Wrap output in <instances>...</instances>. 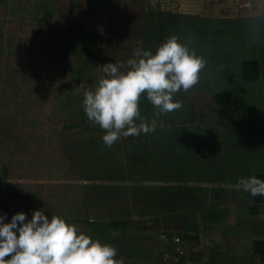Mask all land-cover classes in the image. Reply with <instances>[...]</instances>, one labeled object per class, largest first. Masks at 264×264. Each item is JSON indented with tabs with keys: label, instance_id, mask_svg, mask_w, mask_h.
<instances>
[{
	"label": "trees",
	"instance_id": "16d2710c",
	"mask_svg": "<svg viewBox=\"0 0 264 264\" xmlns=\"http://www.w3.org/2000/svg\"><path fill=\"white\" fill-rule=\"evenodd\" d=\"M54 1L51 0L50 5ZM157 1L159 6L146 3L142 7L136 49L154 52L163 40L175 34L181 40H190L198 54L217 64L221 46L215 45L216 37L209 39L204 35L223 31L222 25L217 27V18L221 16L187 13ZM2 2L7 4L9 0ZM78 3L82 7L72 11ZM60 4L62 2H57L56 8L52 5L50 9L39 7L38 17L45 22L44 28L49 32L47 38H52L54 43L52 46L69 50L70 44L74 48L76 60L72 62L76 67L72 72L81 75L85 65L92 62L95 66L98 62L101 44L106 40L105 32L100 30L103 15L107 25L121 24L128 17H114L116 5L109 0H66L64 6ZM23 6L21 2L19 8ZM94 16L98 18L94 19L96 22L91 18ZM248 18L247 15L229 16V21L235 20L228 24L229 29L236 27L250 40L264 36L261 30L264 29V15L255 17L263 18L258 31ZM90 20L93 22L89 23ZM128 20L132 34L133 21ZM244 37H239V44ZM202 38L212 42L206 55L202 51ZM218 41L223 48L229 44L226 38L221 37ZM207 47L209 49V45ZM252 48L257 50H252V56H263L259 47ZM6 55L7 50L0 40V58ZM68 56H64L65 63ZM258 66L256 58H242L236 81L249 83L264 76L257 72ZM207 67L206 64L200 74V83L188 93H177L176 99L183 101V107L162 115L154 132L121 138L110 148L102 140L105 130L87 120L83 109L84 92L73 100L74 108L66 111L64 119L51 129L49 135L39 132L21 136L15 129L16 121L7 120L5 125H0V215L5 216V222L17 212H24L30 220L36 209L43 210L49 218L62 216L66 223L77 225L90 238L116 247V258L123 259L124 264H172L170 259L161 260L159 255L163 249L172 250L176 245L183 248L177 264H183L185 259L198 257L191 248L193 242L200 236L220 242V230L225 233V227L232 239L242 240L241 236L245 235L242 232L240 236L242 225L251 222L249 216L256 210H264V195L253 197L242 188L238 189L240 177L255 175L264 180V148L256 140L264 135L261 125L264 120L258 122L256 129L262 134L255 137L249 135L253 122L240 119L245 122L242 127L246 134L244 141L239 140L241 133L237 126L235 130L231 129L233 121L208 120L210 111L215 108V74L219 73L207 72ZM7 70L2 71L0 67V93L13 95L16 87L9 83L4 85V80L12 79ZM222 75L227 81H234L230 73L222 72ZM8 86L10 90H7ZM244 90L247 89H241ZM15 109L17 111L18 106L15 105ZM139 109L142 117L153 118L155 110L146 95L141 96ZM224 127H228L230 133L221 136L218 129ZM27 141V148L33 154L31 160H27L28 174L11 175L14 167L9 164V155ZM236 160L239 161L237 164ZM20 169L21 164H18L17 172ZM20 177L28 179L20 180ZM229 208H233L232 220L226 222ZM159 215L170 216L180 227L174 229L175 232L162 233L159 238ZM131 218L140 219L141 227L132 226ZM221 225H224L223 229ZM252 226L253 232H247L245 236L250 241L251 253L264 264V218ZM234 229L238 236L232 232ZM131 230L134 233L128 236ZM238 243L236 251L246 252ZM216 250V246H211L209 258L199 264H217Z\"/></svg>",
	"mask_w": 264,
	"mask_h": 264
},
{
	"label": "clouds",
	"instance_id": "9594fccd",
	"mask_svg": "<svg viewBox=\"0 0 264 264\" xmlns=\"http://www.w3.org/2000/svg\"><path fill=\"white\" fill-rule=\"evenodd\" d=\"M206 64L190 40L175 34L154 52L140 48L125 63H106L95 89L84 91L87 120L105 130L102 140L109 148L121 138L150 134L162 115L183 107L177 93H188L197 85ZM79 87L85 88L82 83ZM142 95L155 110L151 120L141 116ZM239 188L253 197L264 195V180L255 175L240 177ZM116 257V247L90 238L62 216L49 218L36 209L30 220L17 212L5 222L0 215V264H124Z\"/></svg>",
	"mask_w": 264,
	"mask_h": 264
},
{
	"label": "rangeland",
	"instance_id": "374dc122",
	"mask_svg": "<svg viewBox=\"0 0 264 264\" xmlns=\"http://www.w3.org/2000/svg\"><path fill=\"white\" fill-rule=\"evenodd\" d=\"M42 1H44L43 4ZM56 1L62 2L63 0H55L52 4L55 8ZM109 1L116 5L114 6V10L116 11L114 17H122V19H127L128 17V19L133 21L132 29L134 31L130 34L131 26L128 23V19L122 20L123 23L121 24L119 22H112V24L107 25L103 15L102 28L100 30L105 32L106 40L104 44H101L98 62L95 66L90 62L85 65L84 73L76 75L72 72L76 67L72 62V60H76L73 57V53H76L74 48H71L70 44L69 50H64V48L57 45L52 46L54 43L52 38H47L49 32L44 28L45 22L38 17V11L40 10L38 8L46 6L50 9V6H52L50 5L51 0H9L7 4H3L2 0H0V21L2 25L0 27V40L2 41V47L7 50V55L0 58V67L2 71L8 69V73L12 76V79L4 80V85L9 83L10 86L13 85L16 87L13 95H10L11 93L8 94L9 92L0 93V125H5L7 120L16 121L15 129L21 133V136H33L39 132L49 135L51 129L59 125L58 123L64 119L66 111L74 108L75 104H73V100L79 98L85 89H87L86 87H96L98 80L103 76L104 64L115 63L116 61L125 63L128 59L133 58V51L136 50L139 44L142 7L146 3L157 6L158 1ZM21 2L25 6L19 8ZM167 2L169 3V1ZM167 2H164V4L168 5ZM65 4L60 5L64 6ZM245 6L248 7L249 5L247 4ZM75 7L72 11H79L82 4L78 3V6ZM50 17L52 21H55L51 14ZM91 18L93 20L98 19L97 16ZM90 22L93 21L90 20ZM240 33L242 32L236 27H233L229 31V35ZM208 38L210 39V37ZM233 38L235 40L236 37L234 36ZM216 39L215 45L219 46L221 41H218L219 38L217 37ZM252 39L254 47L261 48L264 53V36L259 35L258 37H252ZM200 41H202L203 54L206 55L211 50L210 46L212 42L207 40V38H202ZM65 44L66 41L62 45ZM208 45L209 49L207 47ZM245 49L247 47H244L242 52ZM67 55L69 56L67 57V63H65L64 56ZM61 60L64 62L61 63ZM215 75V82H227L222 73ZM237 76V73L230 74V77L235 83L237 82ZM81 83L84 84L85 88L79 87ZM10 86L7 87V90H10ZM15 105L18 106L17 111L16 109L13 110ZM244 124V121L241 122L239 120L236 122V126L241 133V136L238 137L242 141H244L243 137L246 136L242 130ZM261 125L264 127V121ZM256 140L260 142L258 145L264 148V135L260 136V138L257 137ZM28 141L30 142V140ZM28 141L21 144L18 150H15L9 155V164L14 167L13 171L10 172L11 175L28 174L27 169L29 163L27 160H31L33 157L32 152L27 148L29 146ZM229 152H231L230 149ZM232 152L239 153L241 151L232 150ZM248 157L250 158L249 155ZM234 162L237 164L239 161L236 160ZM250 162L249 160L248 163ZM18 164H21L19 172L16 170ZM19 179L24 180L28 178L20 177ZM229 211H233V208H229ZM132 216L137 217V214H133ZM254 216L255 214L249 217L255 219ZM131 219L132 226L141 227L140 219ZM159 222L165 228L172 227L175 229V224L169 216L160 217ZM133 233L134 231L131 230L128 236H132ZM200 244L198 241L196 247L200 248Z\"/></svg>",
	"mask_w": 264,
	"mask_h": 264
},
{
	"label": "crops",
	"instance_id": "0c3cea01",
	"mask_svg": "<svg viewBox=\"0 0 264 264\" xmlns=\"http://www.w3.org/2000/svg\"><path fill=\"white\" fill-rule=\"evenodd\" d=\"M169 1V3L167 2ZM160 5H163L164 2L168 3V7H173L176 10L185 11L187 13H195L202 15H209L218 17V26H223V31L221 33H209L204 35V37L214 36L217 38H226V42L229 43L226 47L220 43L221 51L218 52V63L215 64L213 61L207 60V72H218V73H238L239 67H241L242 58L252 59L256 58L257 62H259V66L257 68V72L262 74L264 73V53L262 51V57H255L253 55V51L256 52L257 50L252 48L254 47L252 40L244 37L245 33L240 34H230L229 35V25L230 23H234L235 20L229 21V16H250L248 20L252 22V25L255 24V28L258 31L261 29V25L263 22V18H255L257 15H264V0H159ZM66 3V0L62 1V4ZM249 5L248 7L245 5ZM248 10V11H247ZM250 22V23H251ZM259 22V23H258ZM216 27V28H217ZM264 31V29H261ZM236 37L234 40L233 37ZM242 36L246 39H241L240 44L238 43L239 37ZM243 40V42H241ZM245 44V45H242ZM242 45V46H241ZM247 47V49L242 52V49ZM241 49V50H239ZM261 49V48H260ZM231 52H225V51ZM253 50V51H252ZM262 50V49H261ZM251 53V56L248 55ZM215 58V55L212 56ZM207 58V57H206ZM253 66V65H252ZM253 71V70H252ZM263 75H260L259 78H256L249 83H243L241 81L235 82H217L215 83L214 89H216V103H214L215 108L210 111L211 117L207 118L214 119L217 121H224V120H231L234 122V125L231 127L232 130H235L236 122L240 119L247 118L249 119V123L252 124L251 130L249 131V135L257 137L259 134L258 130V122L264 120V81ZM248 85V86H246ZM246 88V91H241V89ZM219 134L221 136H226L230 133L228 127L218 129ZM233 211H229L228 216L226 217V222H230L232 220ZM166 215H159L160 217ZM258 217V219H256ZM169 218H171L169 216ZM260 218H264V210L258 209L255 213V219H252L251 222L246 221L240 229V236L241 233L246 235L248 232H253L251 229L253 224H256ZM157 228L159 231V238L163 235L164 232H174V229L165 228L161 225L158 221ZM259 224V223H258ZM222 226V225H221ZM180 225L175 224V229H178ZM236 227V226H234ZM224 228V225L221 227ZM225 233H222L220 230V239L222 241L218 242H211L207 240L204 236H200L199 239L193 242L191 248L195 250L198 254L196 259H189L188 261L190 264H199L204 260L209 258V252L211 246H216V253L214 252V256L216 258L217 264H262L258 259L257 256L251 253L250 251V241L247 237L241 236L242 240L237 241V238L230 237L228 234V228L223 229ZM228 231V232H227ZM234 235H237V230L234 229L232 231ZM251 234V233H249ZM172 238L175 239L174 234H172ZM227 238V239H226ZM240 238V237H239ZM198 241L201 243L200 248L196 247ZM240 242L245 248L244 253L236 251V247H238ZM182 248V247H181ZM240 248V247H239ZM238 248V249H239ZM183 249V248H182ZM165 250V249H163ZM162 250V251H163Z\"/></svg>",
	"mask_w": 264,
	"mask_h": 264
},
{
	"label": "built area",
	"instance_id": "2783aa9c",
	"mask_svg": "<svg viewBox=\"0 0 264 264\" xmlns=\"http://www.w3.org/2000/svg\"><path fill=\"white\" fill-rule=\"evenodd\" d=\"M183 253V249L180 246H174L172 250H163L160 253V259L161 260H167L170 259L172 261V264H177V260L180 257V255ZM145 264H151L150 262H146ZM183 264H188V260L185 259L183 261Z\"/></svg>",
	"mask_w": 264,
	"mask_h": 264
}]
</instances>
